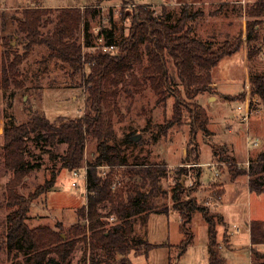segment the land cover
<instances>
[{
  "label": "trees",
  "instance_id": "16d2710c",
  "mask_svg": "<svg viewBox=\"0 0 264 264\" xmlns=\"http://www.w3.org/2000/svg\"><path fill=\"white\" fill-rule=\"evenodd\" d=\"M134 5L131 13H126L131 18L127 34L121 32L116 35L111 17L108 18L109 24L101 28L99 34L105 43L115 46L110 51L99 48L93 52L82 51L83 45H94L88 40L82 43L80 36L87 30L89 19L99 15L100 10L96 7L80 11L77 6L44 7L34 4L25 8L22 16L17 18L18 35L25 41L24 53L32 46H44L47 55L42 61L53 59L55 65L66 68L69 74H80L86 85V96L83 113L77 117L63 116L51 121L34 112L25 122L9 121L4 126V163L11 175L5 185V203L9 212L0 229V249L8 255L21 256L12 264L65 263L79 241L87 243L91 264H127L126 252L151 246L132 232L136 217L145 222L151 212L167 213L171 210L157 202L165 193L161 179L168 172L166 163L127 161L126 148L142 143V138L134 132L118 137L110 112L107 110L105 114L103 110L106 101L114 100L113 107L119 114V97L129 98L132 102L146 89L156 96L159 103H164L171 96L172 112L159 124L160 133L166 134L183 119L190 125L193 137L199 130L204 134L210 133L206 108L196 103L189 108L185 99H194L213 90L212 69L223 57L243 47V35L240 33L218 42L197 37L193 33L192 22L201 12L186 4L177 14L164 8L155 12L146 5ZM247 14L250 19L246 22L245 43L249 44L257 37L255 19L264 16V0H254ZM247 55L251 56V52ZM24 56L12 49L3 51L0 59L1 88L18 84ZM86 65L89 71L85 75ZM248 81L251 94L264 107V72L250 73ZM28 140L51 146L65 144L60 154L62 165L71 172L86 168V203L77 209L80 222L68 226L56 223L54 227L28 225L31 201L54 184L52 175L28 196L17 191L23 177L37 167L26 158ZM87 140L95 141L90 159L84 155ZM192 144L191 151L187 149L185 153L187 161L198 160L197 145ZM219 150V161L227 162L231 178L247 175L249 190L264 192V152L243 168L236 166V159L222 145ZM212 151L213 155L217 154L215 144H212ZM200 172V168L195 171V184H200ZM174 173L186 175L183 166ZM190 189L179 179L171 187V208L178 213L179 230L184 234L178 247L183 251L192 240L190 222L198 212L207 224L208 264H225L219 251L216 229L217 224L224 223V220L219 213L211 211L209 204L191 196ZM222 191L221 188L219 194ZM104 204H108L106 212L101 211ZM248 228L252 261L264 264V247L260 248L264 246V219L250 220ZM52 253L55 256H50ZM117 254L119 257H115ZM85 258L84 255L83 264H86Z\"/></svg>",
  "mask_w": 264,
  "mask_h": 264
},
{
  "label": "rangeland",
  "instance_id": "374dc122",
  "mask_svg": "<svg viewBox=\"0 0 264 264\" xmlns=\"http://www.w3.org/2000/svg\"><path fill=\"white\" fill-rule=\"evenodd\" d=\"M237 1L0 0V59L3 51L8 49L25 55L20 65L22 74L17 78L18 84H12L6 89L0 87V229L9 212L4 194L5 185L11 175L10 169L4 163L2 148L4 126L9 121L25 122L34 112L45 115L51 121L63 116L77 117L83 113L86 96V85L80 74H69L66 68L55 65L53 59L42 61L47 55L44 46H32L27 53H24L25 41L18 35L16 28L17 18L22 16L23 10L31 8L34 4L44 7L77 6L80 11L96 7L100 10L99 15L89 19L87 30L80 36L82 43L85 44L88 40L89 43L96 45L99 43L98 38L101 41L105 40L99 32L109 24V17L115 25L116 35L121 32L128 33L131 18L126 13L130 14L132 7H135L128 4L146 5L155 12H161L164 8L172 10L175 14L186 4L192 10L201 12V15L192 22L193 33L197 37L218 42L241 33L244 44L232 55L223 57L212 69V82L217 84L216 93L211 90L194 99H185L189 108L195 103L206 108L209 115L207 125L209 134L199 130L193 137L190 125L185 119L172 126L166 134L160 133L159 124L171 115L173 97L170 96L164 103H159L156 102V96L148 89L143 91L142 95H136L132 102L129 98L119 97L117 100L119 114L113 107L114 100H110L109 103L106 101L105 105L107 103L108 105L103 106L105 114L107 110L110 112L119 138L128 132H134L142 138V143L126 148L129 163L136 160L147 163L165 162L168 170L166 176L161 179L165 193L157 202L159 205L165 204L168 210H171L167 213L151 212L145 222L140 217H136L133 235L143 237L151 246L148 249L132 248L124 256L128 261L127 264H208L207 224L200 213L196 212L190 222L192 240L183 251L178 247L184 234L179 230V215L171 208V187L179 179L185 187H191V196L200 202H210L209 206H213L211 211L218 214L216 205L220 202L217 196L221 189V181L228 191L223 205L218 208L224 215L225 221L217 224L219 251L224 257L225 264H254L250 251L248 225L250 219H264V192H250L249 195L245 188L235 192L229 179L231 176L227 162L219 161V147L223 143H232L234 148L241 151L240 156L244 159L247 148L254 152L246 160H236L237 167L247 168L249 162L255 161L258 155L264 152V107L258 98L251 94L250 88L246 92L244 85L250 73L264 72V16L256 17L257 37L246 44V22L250 19L247 9L254 0H244V3ZM94 49L92 46L83 45L82 51L93 52ZM248 52H251L249 57ZM88 71L86 65L85 75ZM247 99L249 107L251 105V113L245 120L251 123L250 128L241 119L242 109H237L238 106L243 108ZM149 119L150 123H148ZM192 142L197 145V161L185 160L187 149L191 151L194 146ZM212 144L216 146V155H213ZM64 148L65 144L62 143L51 146L42 142L35 143L32 140L26 142V158L30 163L37 164V167L23 177V182L17 187V191L28 196L45 180L54 176V184L31 201L27 219L30 227L37 225L54 227L56 223L68 226L80 222L77 209L86 203V185L82 176L72 175V172L62 165L60 154ZM94 149L95 141L87 140L84 152L86 159L92 157ZM210 161L216 162L217 165L210 166ZM180 166L185 168L186 175L174 173ZM197 168L201 171L200 184L194 183ZM215 170L217 175L214 173ZM262 174L264 179V172ZM246 176L240 175L238 180L241 182ZM232 197L237 198L236 201ZM107 210L108 204H104L101 211ZM224 227L230 236L228 242L223 236ZM179 237L181 240H177ZM87 248V243L79 241L65 263L61 264H83L84 255L85 263L91 264ZM50 256L55 254L52 253ZM115 257H119V254ZM17 259H21V256L14 257L12 254L8 255L4 249H0V264H12Z\"/></svg>",
  "mask_w": 264,
  "mask_h": 264
},
{
  "label": "crops",
  "instance_id": "0c3cea01",
  "mask_svg": "<svg viewBox=\"0 0 264 264\" xmlns=\"http://www.w3.org/2000/svg\"><path fill=\"white\" fill-rule=\"evenodd\" d=\"M161 2H164V1H161ZM237 2H239V3H242V2H240V0H238ZM167 11H171V10H168L167 9ZM232 55V54H231ZM230 56V55H229ZM222 60V59H221ZM220 60V61H221ZM219 61V62H220ZM213 83V82H212ZM212 85V87H213V90L215 91V93H216V87H217V84L216 83H213V84H211ZM214 93V94H215ZM215 98V97H214ZM246 124H247V127L248 128H250V125H251V123L248 121H244ZM229 130H230V128H229ZM224 144V143H223ZM223 144H220V145H222L223 147H224V149L225 150H227V152H228V154H230V155H232L236 160H246L248 157H249V155L251 154H253L254 152H252L251 151V149L249 148H247V150H246V152H247V154H246V159H244V158H242L241 156H240V153H241V151H239V149L238 148H234L233 147V144L232 143H225V144H229V145H223ZM240 152V153H239ZM211 162V161H210ZM199 163H200V161H199ZM243 177H244V175H242ZM240 176H237V177H235V178H229L230 179V181H231V185L233 186V189H234V191L235 192H238L239 191V189L241 188V189H243V188H245V189H247V191H248V194L250 195V190H249V187H248V177L246 176L245 177V180H243V181H239L238 180V178H239ZM220 188H222V194H221V198H220V202H218L217 203V205H216V208H217V213H219L221 216H222V218H223V220H224V215L220 212V210H218V208H220L222 205H223V202H224V197H225V195H226V193H227V189H226V186H225V184H224V182H221L220 181ZM232 189V190H233ZM240 189V190H241ZM232 199L233 200H235V199H237V198H235V197H232ZM236 201V200H235ZM213 207V206H212ZM211 207V208H212ZM171 213H172V211H170ZM258 219H260V218H258ZM251 220V219H250ZM249 220V221H250ZM179 221H180V217H179ZM225 222V221H224ZM216 229H217V226H216ZM223 236H224V238H225V240H227V242L230 240V236L228 235V233H227V230H226V228L224 227L223 228ZM177 240H181V237H179V239H177ZM217 241H218V238H217ZM176 242V241H175ZM218 243H219V241H218ZM173 244H175V243H173ZM249 244H250V235H249ZM172 245V244H171ZM219 246H220V244H219Z\"/></svg>",
  "mask_w": 264,
  "mask_h": 264
},
{
  "label": "built area",
  "instance_id": "2783aa9c",
  "mask_svg": "<svg viewBox=\"0 0 264 264\" xmlns=\"http://www.w3.org/2000/svg\"><path fill=\"white\" fill-rule=\"evenodd\" d=\"M240 2L244 3V0H240ZM128 5H134V3L128 4ZM98 40H99V43L92 46L95 49L99 48L102 51H110V50H113L115 48V46L113 44L105 43V40L101 41L99 38H98ZM244 85L246 87V92H248V90L250 88V83L248 81H246ZM244 103H245V105H244L243 108L238 106L237 109H242L241 119L246 121L245 119H247L249 117V114L251 113V109H250V107L248 105V103H249L248 99ZM214 165H217V163L216 162H211L210 163V166L214 167ZM214 173L217 175L216 170L214 171ZM72 175H74V176H82L83 179H84L85 185H86V168L85 167H83L82 169H77V170L72 171ZM72 184L76 185L75 182H72ZM217 198L220 199L221 196L218 194ZM209 203L210 202H206V204H209Z\"/></svg>",
  "mask_w": 264,
  "mask_h": 264
},
{
  "label": "water",
  "instance_id": "95a60500",
  "mask_svg": "<svg viewBox=\"0 0 264 264\" xmlns=\"http://www.w3.org/2000/svg\"><path fill=\"white\" fill-rule=\"evenodd\" d=\"M182 182V181H181Z\"/></svg>",
  "mask_w": 264,
  "mask_h": 264
}]
</instances>
